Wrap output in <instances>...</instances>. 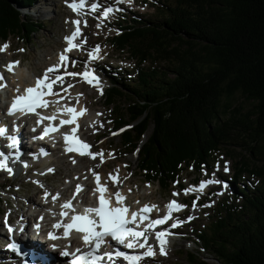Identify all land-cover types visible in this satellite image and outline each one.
<instances>
[{"label":"trees","instance_id":"1","mask_svg":"<svg viewBox=\"0 0 264 264\" xmlns=\"http://www.w3.org/2000/svg\"><path fill=\"white\" fill-rule=\"evenodd\" d=\"M35 2L0 0V40L19 34L27 41L39 31L21 13ZM157 4L155 17L121 15L112 38L114 50L127 53L136 69L133 82L107 75L105 102L123 129L121 146L140 148V174L166 189L183 186L189 168H210L224 145L239 148L232 183L239 194L217 202L208 227L195 232L200 252L187 253L186 261L264 264V0ZM238 97L249 108L237 105ZM245 175L260 185L239 189Z\"/></svg>","mask_w":264,"mask_h":264},{"label":"rangeland","instance_id":"2","mask_svg":"<svg viewBox=\"0 0 264 264\" xmlns=\"http://www.w3.org/2000/svg\"><path fill=\"white\" fill-rule=\"evenodd\" d=\"M35 1L34 6H32L31 9H26L25 12H28L26 14L27 17L37 24L39 31L34 33L27 41H23L21 39L22 36L19 34L10 35L5 42L0 40V45H4L5 43L8 45L4 50L5 53H1L0 55V70L4 71L9 61L19 62L20 60L19 67L17 66L15 70V74L17 75L18 73V75L9 74L11 79L10 91L13 89L15 90L21 82H26L25 80L31 77V75H42L45 69L48 68V65L56 60L57 52L62 46L63 36L73 21L72 16L64 6V2L68 0ZM116 2H120L123 5L118 7ZM113 4L112 6H107V9L112 10L107 16L104 15L105 11L97 17L89 15L92 19L91 24L86 28L88 42L86 50L88 51H82V55H84L86 59L79 64L81 70L87 72L90 71L88 67L92 66L95 70L93 75L97 77V79H100V77L101 79L98 85H94V83L88 85L84 80L79 79L72 80L67 91V100H79L89 107V118L99 117L100 120L97 125L100 126V132H102L104 138L101 140H99V137L94 138L93 134L96 132L94 130H91L90 136L88 137L91 141L95 142V153L104 154V158L102 160L99 159V162L102 164L99 163L100 168L97 165V170L104 171L105 173H114L118 171L125 183L128 184V182H131L125 187V190H137L133 193L131 200L133 204L155 202L161 205L175 196H180L184 202H188L185 198V192H179V194L175 192L178 190L176 184L170 185L169 189H166V187L161 186L158 181L147 182L145 177L140 174L137 166L139 153L128 152L121 146V133L123 130H119L115 127L114 121L112 120L113 113H111V107H108L105 102V93L111 86L110 79L107 75H109L108 72H111L114 73L113 76L119 75V77L123 79H129L130 81L128 82H133L131 79L136 77V69L135 62L130 59L127 53L114 50L112 47V38L119 33L116 27L121 23V15L134 14L144 17H155L154 5L158 4L157 0H120L113 2ZM107 22H109V24H107ZM97 46H99L98 52L93 53V59H89V53L93 52ZM150 65L149 63L146 64L147 67ZM166 65L165 62H161L159 69L163 70ZM89 76H91V74H89ZM236 104L249 108V103L239 97L237 98ZM111 131L116 132V135L112 136ZM150 133L151 130L147 135ZM224 146L223 150L218 153L213 163L214 168L210 173L209 170L205 168H203L201 172L194 171L191 168L185 170L182 173L183 185H188V183L194 184L197 183L196 180H206L207 177H210L209 184L213 185L217 183L215 180L216 174L219 176V180L220 177H229L231 172L233 174L236 164H240L239 156L242 151L235 145H230L229 143ZM228 148L231 149V151L227 155L226 149ZM246 154L248 155V153ZM53 161L55 163H53ZM104 161H106V163ZM76 163V161L72 162L67 159H59L56 157L51 159L49 163L51 166H43L46 170L52 169V166H54L53 169L56 170L55 174L49 175V183H43L37 178L40 172L45 171L44 169L40 170V172L33 169L27 171L19 170V172L17 171L14 175L5 177L8 182L0 188V198H2L0 237H3V225L7 219H14L19 215L26 214L29 208L32 209L29 213L36 212L32 219H35L36 215L39 213H43L40 208H35V205H32L30 201L31 197L41 201L43 195L42 191H38L39 189L44 191L45 187L52 186V190L68 191V189L65 188H67L68 182L77 173L75 170ZM81 163L84 168L86 167L85 164L88 167L90 166L84 159ZM225 166H227L228 171L224 170ZM84 170L86 172L87 167ZM3 178L4 177L0 175V184ZM227 179L229 180V178ZM38 183H40L39 186ZM259 183L257 178H251L249 175L243 177L239 186L241 188L245 186L252 189V187L258 186ZM31 186H33V188ZM227 186V190L221 195L219 194L215 197H211L209 194H204L195 196L194 199H191L189 206H195L189 207L186 220L188 218H195V221L192 224H186L184 228H182L183 230L175 234L177 242L166 245V254L161 255L159 249H157L156 254L159 259L154 260L152 264H188L186 261L188 258L186 254L200 252L198 238L195 233L196 230H202L208 227L209 220L213 215L214 207L218 200L227 197V195L230 196L232 193L239 192L235 189L237 188L236 184H227ZM217 189L220 191L222 190L220 181L218 182ZM192 190L193 187H189L187 194ZM71 191L72 188L70 189V193ZM174 193H176V195H173ZM197 204L200 206H197ZM4 256L5 255H2V257ZM209 262H212V260H209Z\"/></svg>","mask_w":264,"mask_h":264},{"label":"snow or ice","instance_id":"3","mask_svg":"<svg viewBox=\"0 0 264 264\" xmlns=\"http://www.w3.org/2000/svg\"><path fill=\"white\" fill-rule=\"evenodd\" d=\"M84 0H80V5L83 6ZM74 11L77 10L78 5L76 3H73L70 5ZM96 6L93 5V8ZM112 11L111 9H106L104 15L107 16V14ZM79 34V30L77 29L76 32L72 34L71 37H66V40L69 43V49L71 47H78V45H73L72 40L75 36ZM8 45L5 43L4 45H0V51H4ZM99 46H97L96 49L93 50V52L89 53V59H93L94 55L93 53L98 52ZM61 61H66L67 57L65 55H61L60 57ZM18 64L19 62H13L6 65V68L8 71L13 70V64ZM56 66H53V68ZM53 68H49L45 70L42 77H39L35 81V85L32 87H28L25 89L24 95H18L13 98L12 104L8 108V114L14 115L16 112H20L22 115L25 113H32L35 112L37 107H47L49 102L43 100L42 98L45 95H57L56 93L52 92V86L56 81H60L63 83L60 76H56L54 80L49 79V73L53 71ZM68 75H82L84 79L89 83H96L98 85V79L94 75L91 77L89 76V73L85 71L84 73H68ZM4 77L0 75V87H6V85L3 83ZM43 89H47L48 91L45 92ZM16 91H19V88L16 89ZM66 91V89H65ZM57 112H63L68 114L70 117L67 120H60V125L63 124H75L76 117L79 115H82L84 112H86V109H81L79 112H77L75 109L70 107H57ZM40 119L37 121V123L40 122V120H48L50 123L48 126L44 128L43 135H47L50 132L57 131V127H53L51 125V121L55 118V114L53 116H41L40 113H35ZM72 132H76V128L72 129ZM6 133V129L3 127H0V136L4 135ZM9 139L12 141L11 147L16 148L18 144V140L16 137H9ZM64 139L66 144L69 142L70 137L68 134L64 135ZM71 141L73 143V146L68 147L66 150L68 151H75L79 153L80 155H88L93 158L95 156L100 155L101 160L103 159L102 153H93L88 151L90 148V145L81 141L78 137L72 136ZM0 169L5 170L8 172L9 175L12 174V169L7 166V157L4 156V153L0 152ZM225 171H228L227 166H225ZM48 171H53V169H48ZM96 180H97V187L95 191H98L100 193L98 197V206L97 207H85L83 212L80 214H74L71 216L70 223L61 224L59 222L52 225L53 228H63V238L67 239L70 234L71 229H75L76 231L82 233V240L85 244L91 243L93 247L90 251L83 253L81 255H77L76 253H69L67 251V246H65L64 249L61 250L60 254L62 256H71L72 259L70 261V264H101L102 257L97 255V250L99 249L100 245L105 243V240L107 237H110L112 240L116 241L119 244L124 245L128 248H145L146 251L142 253L141 255L128 257L124 253H121L117 251L115 255L117 257H123L125 260L129 261V264H138V262L144 257V256H153L155 253L153 251L152 245L147 243L148 236H147V229H145L144 232L141 231H134L132 228L128 227V225L132 222H135V218L137 217L138 213L136 211H133L131 213L132 220L126 218L125 213L128 212V208L125 206H117V207H111L109 205V201L105 198L104 192L106 191V188L102 186L99 183V175L97 173H94ZM113 181L115 182L116 177H111ZM203 184H201V188H203ZM81 186L77 185L76 191H81ZM187 194L188 189L184 190ZM47 195V193H46ZM116 197L117 204H121L122 200L124 199L119 192H115L113 194ZM173 195H176L174 193ZM53 199H56V197H53ZM71 202L66 201L62 208L69 209L71 208ZM151 207H155L154 205ZM151 207L148 205L144 206V209L142 210L140 214V219L144 220L147 219L146 216L143 215V212H147L151 210ZM184 207L183 205H180L176 203L175 201H172L169 203L168 208L169 211L173 210H179L180 208ZM75 210L73 209V212ZM62 216H66L67 212H61ZM168 217H165L164 219H167ZM42 219V218H41ZM164 219H157L154 221H151L148 227H154L155 225L164 223ZM6 223V221H5ZM173 227L176 225L173 224ZM37 230H39V225L36 226ZM9 233L13 231L11 227H8ZM170 235V233L165 232H156L155 238L157 242L159 243V251L161 255L166 254V244L167 239L166 236ZM47 238L51 240H56L59 237H57L53 232L47 233ZM128 238L127 243H125V239ZM7 247L11 249L12 251L16 252L18 255H28L27 253H23L22 249L20 248V245L16 242H10ZM53 248L56 247L55 244L52 245ZM77 252H79V249H77ZM107 256L109 261H112V253L107 252L104 254ZM25 264H27V261H25ZM34 264H38V261L34 262Z\"/></svg>","mask_w":264,"mask_h":264},{"label":"bare ground","instance_id":"4","mask_svg":"<svg viewBox=\"0 0 264 264\" xmlns=\"http://www.w3.org/2000/svg\"><path fill=\"white\" fill-rule=\"evenodd\" d=\"M16 69H13L12 71L15 72ZM47 69H49V68H47ZM5 70H6V72H9L7 70V68ZM17 75H18V73H17ZM51 75L53 76V73ZM37 77H38V75L34 74L33 76L31 75V77H28L25 80L26 82H24V83L21 82L16 87V89L19 88V91H16V89L15 90L13 89V90L10 91L11 79H10V77L9 78L6 77L5 82H6V85L7 86H6V88H4L5 96L10 98L12 96H15L16 94L24 93V91H25L26 88L32 87L35 84V80H36ZM7 82H8V84H7ZM15 83H17V82H15ZM56 90H58V89H56ZM58 98H62L61 99L62 101L61 102H58L57 104L62 105L64 103V98L63 97L55 96L53 98L54 99V102H57V99ZM44 111L48 113V109H44ZM23 146H24V149H25V157H34L35 159L40 160L41 163H43V161H45L46 163L43 165L44 167L50 166L49 164H47L48 161L45 160V159H43L45 157H48L49 158V156H48L49 154L48 153H43L41 151L40 152L39 151L38 152H33V150L30 148V146H29L28 143L27 144L26 143H23ZM39 149H43V147H40ZM59 159H67L69 161H75L73 159V156H71V155H69V156L68 155H63ZM94 160L96 161V159H94ZM76 162H77L76 165H75V170L77 172L76 175H78L79 173L85 172L84 169H86V167H87V170H88L89 167L86 164H85L86 167L84 168L83 165H82V163H81V161H76ZM93 163H96V162H93ZM87 170H86V172H87ZM89 171H90V168H89ZM95 173H97V171H95ZM87 175H88L87 173L85 175H81L80 178H79V181H81V182L83 181L81 183V185H87L88 188H86V187L85 188L92 192L94 186H89L90 183H89L88 179L83 180L84 177L87 176ZM99 178H100V181L102 183V186H104L103 184H107V181H106V177H105L104 172L100 175ZM73 188L74 189L72 191V194L76 190V187H73ZM56 192H58L60 195L62 194V196H64V197H67L68 199H66V200H70V198L68 197L69 196V192H70L69 189H68V191H65V190L64 191H62V190H47V193H48V199L47 200L51 201L47 205H44V204H42V201H38V200H36V198L31 197L30 201L32 202V205H35V208H40L43 211V213H39L38 215H36V218L35 219H32L33 215L36 212L29 213L32 210V209L29 208L26 211V214H22V216H21L22 223L24 224L25 227H27L30 230L34 229L33 228V225H32L33 224V221H34L36 226L39 225V230L40 231L42 230V225H44V223H46L48 229L55 230L57 232H63V228L62 227L61 228H53L52 227V225L55 224V223H57V222H59L61 224H65L63 221H60L59 220V218L57 217V214H56L57 210H59L58 207L59 206L62 207V205L64 204V202H59L57 204L56 203H52L53 195ZM84 198H87V197L84 195ZM71 208H73V205H72ZM60 212H66V211H65V209H60ZM171 243L172 242L169 240L166 245H170ZM53 244H55V243H53ZM53 244H51L50 247H51V249L53 251H55L58 248H57V246L55 248H53L52 247ZM67 246H68V244H67ZM35 261H38L39 264L42 263V261H40V260H35ZM57 261L58 260L56 259V261L53 262V264H57L58 263ZM1 263H3V264H10L9 261H7L6 257H1L0 256V264Z\"/></svg>","mask_w":264,"mask_h":264}]
</instances>
